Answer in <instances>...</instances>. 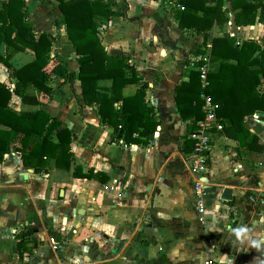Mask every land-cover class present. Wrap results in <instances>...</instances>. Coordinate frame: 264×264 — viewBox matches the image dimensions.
Listing matches in <instances>:
<instances>
[{
	"label": "crops",
	"instance_id": "1",
	"mask_svg": "<svg viewBox=\"0 0 264 264\" xmlns=\"http://www.w3.org/2000/svg\"><path fill=\"white\" fill-rule=\"evenodd\" d=\"M112 1L120 15L99 25V40L107 54L125 58L147 83L145 102L153 108L157 130L146 146L124 149L115 143L113 129L80 96L74 50L64 31L53 26L60 15L57 4L47 0L52 14L38 0H25L35 31L53 38L45 70L53 93L47 100L29 91L38 106L13 96L9 107L17 113L42 110L59 121L71 133V158L68 170L55 168L53 160L40 174L23 169L19 153L29 152L42 137L33 134L23 147V135L14 133L11 151L0 164V264H202L205 259L264 264V153H247L223 133L217 136L202 179L209 192L206 223L197 221L186 164L190 150L183 144L192 124L180 119L174 89L187 80L186 62L202 38L178 28L169 0ZM224 34L254 40L264 49V25H215L208 38ZM33 59L29 50L13 57L21 66ZM217 69L210 63V71ZM10 81L0 66V82ZM99 86L109 91V82ZM137 88L127 85L122 94L132 96ZM246 123L264 146V120L254 114ZM76 167L101 176L75 178ZM111 182L127 193L119 203L99 191ZM225 189L231 191L229 200L222 198ZM24 227L33 235L20 257L15 236Z\"/></svg>",
	"mask_w": 264,
	"mask_h": 264
},
{
	"label": "trees",
	"instance_id": "2",
	"mask_svg": "<svg viewBox=\"0 0 264 264\" xmlns=\"http://www.w3.org/2000/svg\"><path fill=\"white\" fill-rule=\"evenodd\" d=\"M52 1L60 13L53 26L64 31L76 56L82 100L96 107L101 123L113 129V139H122L127 145H148L159 125L153 108L145 102L148 85L125 58L107 54L98 37L99 25L120 15L112 10L113 1ZM176 2L182 6V9H172L178 28L202 38L192 55L204 54L209 43L208 60L218 65L217 71L207 73L205 89L201 88L199 73L194 69L188 71L186 81L175 87L174 102L180 119L190 122L192 130L196 128L204 119L200 98L204 93L219 104L216 118L230 121L229 126L223 127L225 137L237 141L247 153L263 154L264 146L250 133L246 119L257 114L264 120V49L254 40L239 41L228 34L208 38L213 26L220 27L229 20L235 27L264 25L263 0H216L213 5L207 0ZM39 6L50 9L53 14V6L47 0H41ZM52 46L49 33L36 32L29 21L25 0L0 1V66L13 81L12 90L0 82V164L11 151L9 144L14 133L23 135V147L36 134L42 137L41 143L33 145L29 152L19 153L22 168L32 169L35 174L45 172L50 160L54 161L55 168L69 169L71 133L44 111L17 113L9 107V102L15 96L22 104L40 105L29 91L51 99V76L45 70ZM26 50L33 53L34 59L22 66L16 64L14 55ZM54 57L60 60L57 55ZM189 64L187 60L186 65ZM201 65V62L195 64ZM67 77L72 78L74 74L67 71ZM101 82H109V91L102 90ZM127 85H138V88L132 96L124 97L122 90ZM183 144L191 151V140L185 139ZM73 176L99 179L101 175L90 170L82 174L76 167ZM32 235L33 229L24 227L15 236L20 257Z\"/></svg>",
	"mask_w": 264,
	"mask_h": 264
},
{
	"label": "built area",
	"instance_id": "3",
	"mask_svg": "<svg viewBox=\"0 0 264 264\" xmlns=\"http://www.w3.org/2000/svg\"><path fill=\"white\" fill-rule=\"evenodd\" d=\"M168 6L182 9V6L174 0H169ZM228 25L231 21L226 22ZM209 49V48H208ZM208 50L205 48V53L202 55L193 56L190 58V69H194L199 73V81L201 88L205 89L208 85L206 76L210 72V62L208 60ZM202 63L201 66H195L196 63ZM13 87H11L12 89ZM200 98L203 101L202 110L204 119L197 123L196 128L188 134V139L192 141L190 155L186 160L187 169L193 177L192 185V200L196 211L197 221L201 225L206 223V207L208 202V189L203 183V177L208 170L209 158L211 153V145L217 140V136L223 133L224 122L216 118L215 110L219 104L213 103L210 97L206 94H201ZM136 137V135H134ZM122 148L126 149L131 145L125 144L122 139L115 140ZM264 175V164L262 168ZM102 195L113 199L116 203L126 198V191L119 188L115 183H106L99 187ZM202 264H233L224 263L214 259H205Z\"/></svg>",
	"mask_w": 264,
	"mask_h": 264
},
{
	"label": "water",
	"instance_id": "4",
	"mask_svg": "<svg viewBox=\"0 0 264 264\" xmlns=\"http://www.w3.org/2000/svg\"><path fill=\"white\" fill-rule=\"evenodd\" d=\"M222 198L225 199V200H229L231 198V191L227 190V189L223 190Z\"/></svg>",
	"mask_w": 264,
	"mask_h": 264
},
{
	"label": "rangeland",
	"instance_id": "5",
	"mask_svg": "<svg viewBox=\"0 0 264 264\" xmlns=\"http://www.w3.org/2000/svg\"><path fill=\"white\" fill-rule=\"evenodd\" d=\"M39 2H40V0H38V4H39ZM3 69H4V68H3ZM4 70H5V69H4ZM2 83H3V82H2ZM5 84H6L7 86H9V85H13V82L10 81V83H5ZM9 87H10V86H9ZM10 89H11V87H10ZM12 89H13V88H12ZM12 89H11V90H12Z\"/></svg>",
	"mask_w": 264,
	"mask_h": 264
}]
</instances>
